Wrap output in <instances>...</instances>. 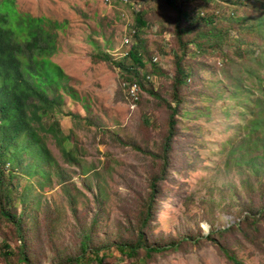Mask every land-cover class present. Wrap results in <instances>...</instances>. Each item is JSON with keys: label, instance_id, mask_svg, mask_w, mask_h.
<instances>
[{"label": "rangeland", "instance_id": "1", "mask_svg": "<svg viewBox=\"0 0 264 264\" xmlns=\"http://www.w3.org/2000/svg\"><path fill=\"white\" fill-rule=\"evenodd\" d=\"M12 1L21 15L61 25L54 30L56 49L49 58L69 78L67 87L76 92L71 100L60 91L59 110L45 122H58L61 136L70 137L65 144L75 150L78 162H65L48 134L42 140L55 165L43 167L50 186L39 187L40 174L27 177L12 170L18 183L14 207L24 212L30 229L27 256L34 264H79L77 258L82 264H130L117 250V242L134 238L139 211L150 196V181L162 169L170 116L166 104L174 106L171 87L180 57L176 13L163 0H136V7L122 0ZM178 3L217 14L216 26L228 29L232 36L228 43L233 46L224 45L222 52L204 47L200 55L189 48L194 55L184 63L193 74L181 90L183 103L175 115L168 168L158 181L148 227L152 242L178 243L161 252L140 249L137 263L232 264L222 246L239 264H264V215L245 213L259 204V184L248 162L262 148L246 142L248 116H241L244 105L251 108V103L264 100V0ZM141 10L148 22L141 38L148 79L130 110L124 72L94 56L106 52L113 63L126 58L135 43L134 12ZM208 29L209 25L195 26L183 40ZM254 46L258 51H251ZM149 88L157 97L148 94ZM235 90L242 97L233 98ZM26 158L23 165L31 162ZM59 171L69 178L63 185L55 174ZM26 186L32 194L23 203L18 194ZM90 230L89 250L81 255V234ZM5 238L12 255L6 258L0 247V264H9L5 259L24 264L17 260L23 244L0 218V245ZM92 250H99L98 255ZM98 259L102 261H93Z\"/></svg>", "mask_w": 264, "mask_h": 264}, {"label": "trees", "instance_id": "2", "mask_svg": "<svg viewBox=\"0 0 264 264\" xmlns=\"http://www.w3.org/2000/svg\"><path fill=\"white\" fill-rule=\"evenodd\" d=\"M135 1L131 0L130 2L134 5ZM163 1L176 13V37L180 44V57H178L175 64L176 73L171 87V100L174 106L166 104L170 116L168 135L162 148L163 162L160 176L153 177L150 181V196L147 203L143 204L139 211L138 226L133 230L134 238L123 243L117 242V250L122 256L131 260L130 264H138L137 258L140 249H144L147 253L161 252L168 246L174 247L178 243L176 240H169L167 245L152 242L148 236V227L154 216L153 203L158 194V181L164 179V174L168 168L166 161L175 134V115H177L178 107L183 103L180 96L181 90L193 74L191 67L184 63L186 57L194 55L193 50L190 52L189 48L193 46L195 53L200 55L204 52V47H212L217 49L218 52H222L224 45L233 46V44L228 43L232 39L228 29L217 28L215 19L217 14H204L196 8L184 7L183 3H178V0ZM186 1L199 4L209 3V0ZM223 1L231 2L232 0ZM124 4L130 5V3ZM144 14L142 10L134 12L133 34L131 36L134 37L135 43L130 46L126 58L113 63L110 55L106 52L94 56L114 64L124 72L126 81L137 83L140 88L143 87L142 82L148 79V75L144 72L145 49L141 40L145 29L148 27ZM201 25H209L206 33H197L193 38L183 40L191 34L195 26ZM60 26L58 23L44 18L19 14L15 10L12 0L0 1V218L13 227L15 236L23 244L19 250L17 260L24 264H34L27 256L30 229L24 217V212H16L14 207L13 198L18 183L14 179L12 170H17L27 177L40 174L42 177L39 187L44 189L50 186L49 172L43 167L44 165H55L42 140V135L48 134L55 140L65 162L69 164L78 162L73 155L75 150L67 148V144H65L70 137L61 136L58 122L56 120L50 124L45 122L49 116H53L55 110H59L57 106L63 101L62 92L60 91L64 90L71 100L76 99V92L67 87L69 86V78L49 58L56 49L54 30L61 28ZM205 42L208 44L202 45ZM234 42H237V40H234ZM251 51H258L257 47L254 46ZM154 70L156 69L153 68L152 72ZM238 87L239 85L236 86V89ZM147 92L149 95L157 97L152 88L147 89ZM231 96L233 98L242 97L236 90ZM238 105H241L240 101H238ZM250 106L251 108L247 107V104L244 105L241 114L244 118L248 116L247 124L244 126L248 131L246 142L254 147L260 144L259 147L262 148L261 153L248 162L253 170L251 173L255 178V182L259 184L256 191L259 204L253 206V208L250 206V209L245 213L255 216L256 214L264 215V100L254 104L251 103ZM86 121L90 124L89 120ZM249 138L261 139V142L256 143L253 141L251 143L248 140ZM26 157H29L31 162L23 165V162L27 159ZM7 164L10 166V170H8ZM55 174L62 185L69 179L64 172L59 171ZM30 194H32V188L26 186L23 192L18 195L20 200L26 203ZM71 211L74 212L75 210L71 209ZM214 231H211L210 234ZM206 238L211 240L209 234ZM91 239V230L81 234V255L87 254L86 251L89 250L88 243ZM183 239L187 240L188 238L184 237ZM6 240L8 238H5L0 247L5 250L3 254L7 258L12 253ZM219 248L229 262L239 264L235 256L226 248L222 246ZM98 251L93 252L92 250L91 252L97 256ZM88 258L86 257L85 260ZM5 260L11 264L7 259ZM76 261L82 264L78 258ZM93 261H100V259Z\"/></svg>", "mask_w": 264, "mask_h": 264}, {"label": "built area", "instance_id": "3", "mask_svg": "<svg viewBox=\"0 0 264 264\" xmlns=\"http://www.w3.org/2000/svg\"><path fill=\"white\" fill-rule=\"evenodd\" d=\"M124 3H131V0H122ZM137 5H134L136 7ZM128 42V40H127ZM156 60V58L154 59ZM123 87L129 100V109L134 110L136 103L139 101L140 87L137 83L124 82Z\"/></svg>", "mask_w": 264, "mask_h": 264}]
</instances>
